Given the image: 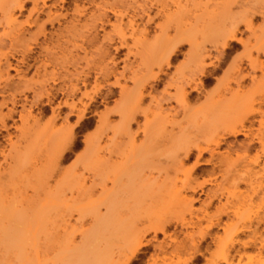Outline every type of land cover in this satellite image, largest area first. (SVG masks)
I'll use <instances>...</instances> for the list:
<instances>
[{
  "label": "bare ground",
  "instance_id": "1",
  "mask_svg": "<svg viewBox=\"0 0 264 264\" xmlns=\"http://www.w3.org/2000/svg\"><path fill=\"white\" fill-rule=\"evenodd\" d=\"M49 1L0 0V66L6 64V70L0 74V80L9 82L8 70L14 68H11L8 58L19 55L24 64L20 119L27 125L26 135L35 137L33 141L38 137V140H41L44 137L42 135L48 132L50 137H56L52 127L51 133L48 129L42 131L43 134L35 129L38 120L33 116L32 109L40 110L39 106L44 104L43 98L46 100L45 104L50 105L56 95L60 94L62 99L57 101L56 107L66 108L78 122H82L89 108L97 100L105 102L112 97L115 94L114 88L118 89L121 102L111 113L97 117L110 129L111 136H105V141L96 142L92 146L90 157L86 161V172L91 173L93 178L90 185H86L80 177L70 176L75 178H70L71 180L65 181L63 186L59 185V188L51 190L50 187L40 186L39 181L42 180L38 176L37 181L38 173L34 171L30 175L36 176V183L40 184L32 187L34 195L29 198L24 192V195L20 193L22 191L17 190L12 183L14 181L16 184L15 181L20 176L18 173L21 172L18 170L20 166L24 167L22 165H25L28 153L23 154L22 150L20 153L23 156L16 152L15 157H10L12 162L15 160L13 164L16 166L13 165V169L8 167L6 170L0 166V264H142L141 256L145 254L144 247L149 243L145 237L148 234H161L170 240L166 238L170 235L167 228L172 225L190 230L195 228V232H185V238L181 241L170 237V256H148L150 261L146 264H195L201 260H205L203 264H264V86L260 92L252 93L251 90L241 88L237 77L230 76L229 82L236 80L234 83L237 88L233 89L226 84L222 94L219 93L220 97L205 98V106L194 107L196 109L189 106L190 92L200 90L201 83L208 81L209 75L217 68L213 63L207 65L204 61L208 58L198 53L194 32L198 17L196 19L193 15L198 0L153 1L157 5L154 16L161 15L164 24L157 27L158 34L153 37L152 43L148 41L147 30V26L153 23L149 2L147 5L145 1L130 0L132 5H136L132 9L137 12L132 13L133 10L130 9L129 15V9L119 10L123 3H127L124 0H114L112 3L100 0L94 11L98 14L94 13L89 17L92 24L81 27L78 32L81 44L72 41L73 45L76 44L75 48L83 52V56L87 53L86 48L90 47L96 50L97 57L109 60L102 62L103 67L97 64L101 68L92 70V73L88 70L86 74L74 75L75 83L66 77L68 84L64 83L58 88H55V85L60 79L49 78L46 73L47 64L53 62L51 59H41L57 58L55 48L59 49L60 43L57 39V45L52 47L53 33L46 30L47 25L58 24L61 17L60 14L51 12L47 6ZM28 3L31 8L26 11V19L18 23L19 19L14 17V13L25 11ZM236 5L237 0H220L217 12L213 13L210 20V26L216 28L214 42H221L222 51L219 53L228 49L230 42H240L236 37L239 25L249 31L253 30V15L264 7V0L256 1L257 6H254L252 11L245 10L241 15L230 13L231 7ZM75 7L77 16H83L85 11H79L81 9H78L77 5ZM45 8H48L46 12ZM109 13L115 17V23L112 25L113 35L104 33L100 41L97 38V30L104 32L105 22L109 23L106 20ZM43 14L46 20L40 22ZM144 18L145 23L142 22ZM123 19H127L126 22ZM137 19L141 22V28ZM75 21L66 29L68 34L70 31H77ZM32 28L35 30L31 31ZM167 28H172L173 36L168 35ZM128 39L140 44L142 52L152 48L153 54L151 53V58H141L137 69L131 70L130 64H124L122 71L117 73L114 56L110 54L108 46L117 41L115 53H119L120 49L129 50ZM181 43L189 44L196 58H187L188 66L175 68L177 70L174 71V76L168 80H172V83H165L164 77L168 76L167 71L171 68V62L175 59ZM96 45L99 46L95 47ZM255 48L257 52L264 54V38L257 39ZM63 56L61 58L66 59L65 55ZM258 59L248 58L249 65H261ZM31 60L34 63L32 65L29 63ZM209 67L213 70H209ZM17 70L14 71L17 73L19 69ZM31 70L32 76L37 79H26L25 75ZM240 73L238 71L237 75ZM92 76L96 84L105 83L110 77L115 80L106 89L101 87L102 85L99 86L105 89L104 93L99 91L90 98L86 95L88 103L85 104L82 101L85 96L82 94V88L88 86ZM48 80L52 82L51 86L47 84ZM263 81L264 73L259 80L252 79L251 83L252 86H260L264 85ZM127 82L132 84L131 88L126 86ZM160 86L163 88L158 92ZM169 88L174 92H169ZM147 99L155 109L153 111L149 108L153 112L152 115L143 107ZM11 101L14 107L17 103L15 100ZM170 102L176 103L177 109L170 106V111L168 108V111H164L163 105ZM14 109L0 114V131L7 130L6 120H13ZM55 112L52 111L54 119L58 116H55ZM112 114L119 116L117 124L110 123L109 117ZM137 116L143 117V124H137L138 131L141 130L144 136L143 142L140 143L135 140L137 133H131L132 123L136 122ZM256 116V119H252ZM254 122L257 127H254ZM227 136H243L246 140L235 147H228L225 154L215 158L218 164L217 173L215 172L217 175L210 172L206 179L198 182V178L194 176V168L200 164L205 153H209V160H204L205 163L201 164H210L217 153L215 150ZM30 141L32 142L31 139ZM255 144L257 148L254 147ZM155 152L158 153L156 158L153 155ZM0 153L6 160L4 151ZM140 157L146 159V163L141 167L140 164L137 165ZM192 157L195 160L193 166H185L184 163ZM152 173H156L157 177L153 175L155 179L151 176ZM178 174H182V178H178ZM13 176L16 177L15 180ZM3 178H6L8 184ZM96 179L99 180L95 182ZM107 182L111 183L109 188ZM208 186L211 188H207ZM10 187L11 193L8 190ZM42 188L44 191L40 192ZM198 193H205L207 198V202H202L199 209L193 206L199 201V198L195 197ZM214 199L224 201H219L218 204L216 202L214 212L207 213L205 207ZM73 215L78 217L74 218ZM58 217V220L61 219V226L60 221L56 222ZM85 217L92 221L89 222L90 227L86 225L87 229L79 225ZM219 217H225L226 220L220 222ZM76 218L78 221L82 219L74 226L69 221L77 220ZM78 225L80 227L75 228ZM214 228L221 230V233H212ZM245 233L248 235L244 239L240 238ZM207 239L210 240L212 249L206 244ZM158 249L165 251L162 245H159Z\"/></svg>",
  "mask_w": 264,
  "mask_h": 264
},
{
  "label": "rangeland",
  "instance_id": "2",
  "mask_svg": "<svg viewBox=\"0 0 264 264\" xmlns=\"http://www.w3.org/2000/svg\"><path fill=\"white\" fill-rule=\"evenodd\" d=\"M106 1H107V3L114 2V0H106ZM139 1H145L147 3V5L149 3L150 4L153 3L151 5L150 4L148 5V7L151 6V7H149L150 8V17L153 18V23L152 24L150 23L149 26H147V30L149 33L148 41L150 43H152L151 41H153L152 40L153 37L155 38V36L158 34L157 27L162 26L164 24V19L161 15L154 16L155 13L157 12V5L153 2L155 0H139ZM200 1L201 0L197 1L198 2L197 9H196V11H193V13L195 12L193 14L194 18H195V16H196V19L198 17V19H197L198 24L197 23L194 24L195 26L197 25L196 28L193 26V28H195L194 32L196 33L195 34L196 44H197L198 49H199L198 53H202L203 56H205V58H208V59H205V61H204L207 65L213 63L217 68L213 72V74L209 75L208 81H203L201 83L202 86H199L200 90L198 89V91L190 92V94H189L190 96H188V103L190 104L189 106H191V108L202 106L205 103V98L207 99L208 96H213V98L214 97H216V98L220 97L222 92L224 91L226 84H228L233 89L237 88L236 84L234 83L236 80L229 82L228 79L230 76H231L230 78L237 77V81L240 82V86L243 90H246V91L251 90V92L252 91L253 92H260L262 90V86H264V85L252 86L251 80L252 79L259 80L260 77L262 76V74L264 73V54L261 52H257V49L255 48L257 39L261 40L264 38V7H262L261 9H258L257 14L253 15V18H252L253 30L249 31L243 25H239L236 37H237V39H240V42L239 41L230 42L229 48L226 50H223L222 53H219L220 51H222L221 42L220 43L214 42L215 41L214 39H215L216 28H214V27L212 28V26H210V20L213 17V13L217 12V8L219 7L220 0H202L201 2ZM256 1L258 2V0H237L238 5L231 7L230 13L235 14V15L236 14L241 15V12H244L245 10H251L252 11L254 6H257ZM118 2H120V1H118ZM124 2L125 3L127 2V3L124 4L123 2H121V4L123 3V5H125V6L128 5V6L125 8V6L122 5L124 8L121 6V7H119V10H124V9L128 10L129 9L128 11H130V9H131V11H132L133 10L132 8L134 6H136V5H132L130 0H126V1L124 0ZM98 3H100V0H63V1H61V0H50L47 3L48 4L47 6L50 7L49 9L51 10V12H55L57 15L58 14L61 15V17L59 18L58 24L54 23L53 26H50V25L46 26L47 32L53 33V35H52L53 41H52L51 46L53 47V45H57V41H56L57 39L60 42V43H58L59 49L55 48V49H57L56 51L54 49L55 57H57V58H41L44 60L45 59H51V61L53 62V63L47 64L46 73L49 74V76H50L49 78H59L60 79L59 81H57L58 84L55 85V88L62 86L64 83L68 84V80L65 79L66 77L69 79H72V83L73 82L75 83L74 78H73L74 75L86 74V72L88 70H90V73H92V70H98V68H99L98 65L102 66V62L103 63L107 62L108 58L102 59L99 56L97 57V53H96V50L94 48H92L93 49L92 50L90 47L86 48V46H84L86 48L87 53L84 54V56H83V52L79 51L75 48L76 44L74 43L75 46L73 45L74 40H75L74 42L79 43V44L77 43L78 45L81 44L80 38L78 36L79 35L78 32L81 31L80 30L81 27H83L85 25L87 26L89 24H92V21L90 20L89 17H90V15L95 13L94 11L96 9V4H98ZM199 3H200V5H199ZM76 5H77L78 9H81L79 11H85L83 16H77L78 14L74 11L76 8L75 7ZM30 8H31V5L28 3V4H26V6L24 8L25 11H22L21 13H18V12L14 13V17L16 19H19V20H17L18 23H22L25 21V19H26L25 15H27L26 11H28V9H30ZM46 10H48V8H45L44 12H46ZM131 11L129 12V15L131 14ZM133 12H137V11L133 10L132 13ZM191 13H192V11H191ZM97 14L95 13V15H97ZM45 18H46L45 14H43L40 17V22L45 21L46 20ZM190 18H191V16H190ZM75 20H78L79 22H76ZM106 20H108L109 23L105 22ZM106 20H104V22H105L104 32L101 31L100 29L97 30V35H98L97 38L100 41L102 40L104 33L113 35L112 34V25L115 23V17L109 13ZM126 20L127 19H123L124 22H126ZM72 21H75L74 24H76L77 31L76 32L70 31L71 34L70 33L68 34L66 32V29L69 26H71ZM136 21H137V23L140 22L139 19H137ZM145 21H146V18H144V20L142 22L145 23ZM192 21H193V18H192ZM144 23H142V24H144ZM96 24H97V21H96ZM98 25H99V23H98ZM139 27L141 28V24ZM34 30H35V28L31 29V31H34ZM167 30L169 33L168 35L170 37L173 36L174 32H173L172 28H167ZM55 32H57V33H55ZM60 34H61V36H59ZM61 37H62V39H61ZM104 42H105L104 44L106 45V40ZM127 42H128L129 50L126 48L120 49L119 53H115V51H114V48L115 47L117 48V46H118L117 41H116V43H113V44L108 46V50H110L109 51L110 54L112 56H114L113 58H114V62L116 63L117 73H120L122 71V67L124 66V64H130L131 70H132V68L137 69L141 58H151L152 54H153L151 51L152 48H150V46H149L150 51H148V48L146 47L148 52L146 50H144V52H142V50L140 49V47H141L140 44L139 45L136 44L135 41L132 39H128ZM67 43H68V45H67ZM71 44L74 47L71 46ZM181 44L182 45L180 46L179 51L177 52L176 56L174 57L175 59L171 62V68L167 71L168 76L164 77L165 83L168 80H170V78H172L174 76V71L177 70V69L175 70V68H181L182 69L184 66H186V67L188 66L187 65L188 64L187 58H196V56L193 54L194 52H192L189 44H187V43H181ZM98 46L99 45H96L95 47H98ZM60 47H61V49H60ZM144 48H145V46H144ZM144 48H142V49H144ZM94 50H95V52H94ZM130 50H131V52H130ZM58 51H60V52H58ZM70 51H71V53H70ZM59 54L61 56L65 55L66 59L63 58L64 56L62 57L63 58L62 59L61 56H59ZM126 54L128 55L127 57H126ZM70 57L73 59H71ZM257 57L259 58L258 62L261 63V65L257 64L256 66L251 67L248 63V58H257ZM57 59H59L60 61ZM64 59H65V61H64ZM101 59H102V61H100ZM216 59H218V60H216ZM8 61H9V64L11 65V68H14V69L8 70V75L10 78V79H8V81H9L8 83H4L2 81L3 79L0 80V92H1L0 93V114H2V115L6 114L8 112V110H10L11 108H15L14 109L15 113L13 115V120H6L7 130H5V131L1 130L0 131V152H2V150H3L5 153L4 155L6 157V160H5L4 156L0 153V166H2V168H5L6 170H8V167L10 168L15 164V160L13 161L14 162V164H13V162L10 160L11 159L10 157H12V158L15 157L18 152H19V154H22V153L27 154L28 153L27 157H26L27 161L25 160L26 161L25 165H22L24 167L23 168L21 166H20V168L18 167L20 169V170H18V172L21 171L20 173H18V174H20V176L17 177L15 175L16 172L14 174V176L17 177V179L15 181V183L17 185L14 184V181L12 183H13V185H15L17 187V188L15 187L17 190L22 191L20 193L23 194V192H24L25 195L29 198H32V196L34 195L32 187L33 186L35 187L36 185L38 186L40 184V183H36V180L34 178L36 176H37L36 177L37 181H39L38 176H39V179L42 180V181H39V182H41L40 186H42L44 188L50 187L51 190H53V188H55L59 185L63 186V183L65 184V181L67 182V180H69L70 178L71 179L75 178V177H70V176H76L77 178L80 177V179L84 180V183L86 185H90L91 184L90 182H92L91 180H93V178H91V173H88V171L86 172V161L90 157V153H91V150L93 148L92 146L96 142L105 141V136H111L110 129L108 127H106L105 124L101 123L97 117L99 115H103L105 113H109V112L111 113L117 107V105L120 104L121 100H120L118 89L114 88L115 94L112 97H109L105 102H101L100 100H97L96 103H93V105L89 108V112L86 114V117L82 120V122H78L75 116H71L66 108L58 109L56 107L57 101H60L62 99V96L60 94L56 95L55 99L52 101V103L50 105H46L45 104L46 100H45V98H43L44 104L42 106L41 105L39 106L40 110L35 109V108L32 109L33 116L36 117V119L38 120V123L36 124L38 129H37V127L36 128L34 127V128L36 130H38V133H39V131L41 133L42 131H48V129L49 130L53 129V131L56 133V137L54 139V137L49 136V134H48L49 132L44 133L45 135L42 132L41 134H43L42 136H44V137L41 136L42 137L41 140H38L39 139V137H38V139L33 141L35 139V137H30V136L28 137V135H26V133H27L26 132L27 131L26 126L27 125H24V122L22 121V119H20V112L22 110L21 106H20L22 103V96L20 95V92L22 90L21 88H23V86H22V83H23L22 80L23 79L21 77H23V75H24L23 74L24 64L22 62V58H20L19 55H15L14 58H8ZM3 62H5V61H2V63ZM32 62L33 61L31 60L29 63L32 65V64H34ZM131 65H133V66H131ZM17 69H19V72L16 73V71H14V70H17ZM208 69L213 70L212 67H209ZM4 70H6V64H1V66H0V72L1 73L0 74H2L4 72ZM32 71L33 70H31L29 74L25 75L26 79H29V78L30 79L31 78L37 79L36 77L32 76ZM238 71L241 72L239 76L237 75ZM155 72H156V70L154 69L153 73H155ZM19 75H21V76H19ZM91 78H90L88 86L85 88H82L83 89L82 94L85 95L82 97V101L85 104L88 103V99L86 98V95H88L90 98V97L97 95L99 91H101V93H104L105 89L110 87L114 83V80H115L113 77H110L105 83L102 82L101 84H96L94 82L93 76ZM171 81H168V83L169 82L172 83ZM227 81L229 83H227ZM47 84L51 86L52 82L49 81V83L47 82ZM99 86L104 87L105 89H102ZM126 86L128 88H131L132 84L130 82H127ZM162 88H163V86H160L158 89V92L162 91ZM186 90L188 91L189 89L187 88ZM168 91L171 93L174 92V90L172 88H169ZM219 93H221V94H219ZM216 98H215V101L217 100ZM11 100H13V101L15 100L14 102L17 103L14 105V107H12V105H11V102H12ZM170 106H172V107L174 106V108H176V109L178 107L176 103L170 102V103L163 105L164 111H166L167 108L170 111L171 110L169 108ZM203 106H205V105H203ZM143 107H146V109H148V110L150 108V110L155 111V109L153 108V106H151L148 99L145 101ZM26 108H27V106H26ZM194 109H196V108H194ZM150 110H149V112H151V115H152L153 112ZM52 111H54V112L56 111L55 116L58 115L56 117V119L53 118ZM149 115H150V113H149ZM256 118H257V116L253 117L252 119H256ZM174 119H176V118L174 117ZM179 119H180V116H179ZM109 121L112 125L117 124L119 122V116L117 114H112L109 117ZM137 124L140 126L143 124V117L142 116H137L136 122L132 123V127H131V133H133V134L137 133L135 135L136 142L140 143V142H143L144 136H143L141 130L138 131ZM246 125H248V123ZM253 125H254V127H257V123L254 122ZM36 130H35V133H36ZM51 132H52V130L50 131V133ZM46 134H48V137L46 136ZM38 135H40V134H38ZM45 136H46V138H45ZM9 139L11 141H8ZM30 139L32 140V142L30 141ZM245 140L246 139L243 136H238V137H228L227 136L224 140H222V144L220 145V147H218L215 150L217 153L214 152L216 154L214 155V158H212V161L210 164L209 163L207 164V162H206V164H201V163H205V162H203L204 160H209V153L203 154L202 159L200 160V164L194 168V176H196L198 178V182H202L204 179H206L207 175L210 174V172L217 175L216 173H217L218 164H217V161L215 158L220 154H225L226 151H228V149H229L228 147H235L237 144L242 143ZM256 146L257 145L255 144L254 147L257 148ZM26 147H28L29 149ZM160 149L158 150L159 151L158 153H160ZM22 150H23V152H22ZM20 152H22V153H20ZM158 153L155 152V154H153L154 158H156L155 156ZM23 154L20 156H23ZM20 158L23 159V157H20ZM4 160L6 162H4ZM145 160H144V158L141 159V157L138 158L137 165L140 164L139 166L141 167L142 165H144L146 163ZM23 162H24V160H23ZM194 162H195V160L192 157V159L188 162H185L184 165L187 167H192ZM8 164H9V166H8ZM16 164L18 165V163H16ZM15 166L16 165H14L13 167H15ZM13 167H12V169H13ZM18 168H16V169H18ZM185 169H186V167H185ZM37 170H38V172H37ZM34 171H36L35 173L36 174L38 173L39 175L35 174L36 176L33 175L34 177H32L31 175H32V172L34 173ZM30 173H31V175H30ZM153 175L155 176L156 173H152L151 176H153ZM171 175H172V172L170 173V176ZM16 177H14V180ZM19 177H20V179H18ZM40 177H42V178H40ZM155 177H157V176H155ZM155 177H154V179H155ZM177 177L182 178V174H178ZM97 180H99V179H96L94 181L96 182ZM3 181L5 183H7L6 178H3ZM110 184L111 183L107 182L108 188L111 186ZM177 184H178V186H180L179 182H177ZM12 187L8 188V190L11 189ZM36 188H38V187H36ZM44 188H42V190L40 192H43ZM57 188H59V187H57ZM207 188H211V187L208 186ZM13 189H14V187H13ZM11 191H12V189H11ZM11 191H10V193H11ZM199 194L200 193L197 194L198 196L195 195V197L199 198V201L193 204L194 208H197V209L201 208L202 202L203 203L207 202V198L205 197L206 194L205 195L204 194L199 195ZM68 196L69 195L67 194V197ZM219 201L222 203L224 201V199H220V200L218 199V201L216 199L212 200L211 204L209 206L205 207V211H207V213L212 214V212H214L213 211L214 207L217 206ZM216 202H217V204H216ZM73 217L75 218L78 216L73 215ZM58 219H59V217L57 218L56 222L58 223V221H60L59 226H61V224H62L61 219L60 220H58ZM81 219H79V221H78V219L77 220L72 219L69 222H71V224H73L75 226V225L80 223ZM218 220L220 222H222V221H225L226 218L225 217H219ZM75 221H78V222L75 223ZM81 222L82 223L79 225H82L85 227H86V225L88 227H90L91 223H92V221L90 219H86V217L83 218V220ZM89 222H91V223H89ZM1 223H2V221H1ZM55 225H58V224H55ZM79 225L76 226L75 228H79L80 227ZM85 227H81V228H85ZM80 229H78V230H80ZM85 229H87V227ZM73 230H75V229L73 228ZM169 232H170V235H169V237H166V238H169L171 240V238L174 237L176 240L181 241V240H184L183 238H185V236H184L185 232H186L185 234L190 233V232L193 233V232H195V228L190 230V228L184 229V228H181L180 226L172 225V226L167 228V233L169 234ZM212 233L220 234L221 230H219L218 228H214L212 230ZM247 235H248V233H245L240 238L244 239ZM76 236L78 237L79 234H76ZM145 239L149 240V243H147V245L144 247L143 251L145 254L141 256L142 264H146V262L148 263V261H150V258H148V256H154L156 254L158 255V257H160V256L162 257L164 254H165L164 256H167V257L170 256L168 253V251H170V248H169V244H171L170 240L165 239V237H163L161 234H157L156 236H154L153 234H148L145 237ZM163 242H166V243H163ZM206 244H208L210 246V248L212 249V247L210 245L211 242L209 239L206 240ZM159 245H162L164 247L165 251H160L158 249ZM161 254H163V255H161ZM205 256H207V254ZM147 258H148V260H147ZM203 263H205V260H201L200 262H197L195 264H203Z\"/></svg>",
  "mask_w": 264,
  "mask_h": 264
}]
</instances>
